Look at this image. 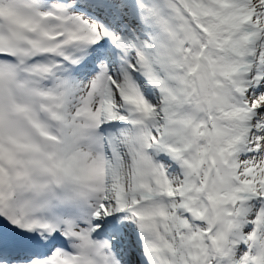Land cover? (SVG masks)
<instances>
[{
  "label": "snow or ice",
  "instance_id": "snow-or-ice-1",
  "mask_svg": "<svg viewBox=\"0 0 264 264\" xmlns=\"http://www.w3.org/2000/svg\"><path fill=\"white\" fill-rule=\"evenodd\" d=\"M0 264H264V0H0Z\"/></svg>",
  "mask_w": 264,
  "mask_h": 264
}]
</instances>
